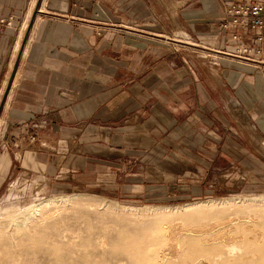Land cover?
Returning a JSON list of instances; mask_svg holds the SVG:
<instances>
[{
    "label": "crops",
    "instance_id": "obj_1",
    "mask_svg": "<svg viewBox=\"0 0 264 264\" xmlns=\"http://www.w3.org/2000/svg\"><path fill=\"white\" fill-rule=\"evenodd\" d=\"M33 2L0 0V137L36 130L30 170L96 178L141 138L174 140L184 162H264V66L199 56L232 50L223 0Z\"/></svg>",
    "mask_w": 264,
    "mask_h": 264
},
{
    "label": "rangeland",
    "instance_id": "obj_2",
    "mask_svg": "<svg viewBox=\"0 0 264 264\" xmlns=\"http://www.w3.org/2000/svg\"><path fill=\"white\" fill-rule=\"evenodd\" d=\"M42 3L43 0H34L32 8L35 7L36 10L38 6L42 9ZM200 50L205 52H200L199 56L203 57L208 53L215 56L213 52L202 48ZM3 97L4 91L0 96V106ZM167 141L172 142H166L171 144L170 147L156 145L150 148L148 141L143 138L138 142L134 140L128 147L114 153L119 166L110 165L109 168L113 167L115 170L106 169L104 174L96 178L89 176L75 179L71 172H60L49 177L41 174L37 168L30 170L32 165L22 162L18 155L23 146L27 151L34 148L30 145L47 148L39 142L36 130L29 134L28 144L26 142L23 145L0 137V210L10 207L24 208L36 200L75 192L139 207L181 205L225 197L247 199L264 196V162L256 159L244 164L184 162L183 153L179 152L183 151L182 147L174 140ZM165 150H168L169 155L162 157ZM103 154L105 158H110L112 153L106 149ZM250 207L238 204L226 216L241 209L246 212L257 209L263 216L254 215L253 221L252 218L235 220L232 216L233 222L240 221L244 229L247 224L257 227L264 225V205H257L255 209ZM59 211L48 221L37 223V234L24 247L19 244L27 231L12 232L10 226H6L4 232L13 247L4 252V264H144L152 256L156 258L153 264H223L222 260L225 258V255L219 256V253H211L209 250L199 251L195 247L196 241H188V248L181 252H167V255L171 254L170 263L163 261L161 255L166 238H171V232L175 229L178 238L183 237V234H192L191 229L194 228L200 229L202 226L201 229H207L209 222L205 218L213 213L212 210H206L210 213L203 212L201 215V218L204 217L200 221L203 225L184 226L187 232L183 231L181 220L171 217L121 216L109 213L100 206L79 208L74 205ZM246 230L253 232L254 228ZM260 233L264 235L263 232ZM261 234L258 236L263 239ZM150 242L155 244L153 248L149 245ZM148 245L151 249H148ZM232 247L227 246L224 250L230 251ZM231 255L236 260L241 258L238 264H264V248L253 237L243 243L238 242ZM253 256L257 259H251ZM245 258L250 262L247 263Z\"/></svg>",
    "mask_w": 264,
    "mask_h": 264
},
{
    "label": "bare ground",
    "instance_id": "obj_3",
    "mask_svg": "<svg viewBox=\"0 0 264 264\" xmlns=\"http://www.w3.org/2000/svg\"><path fill=\"white\" fill-rule=\"evenodd\" d=\"M238 204H242V205L246 204L247 206H251L250 207L251 209H255V206L257 205H264V196L258 198H254V197L247 198V199H233V198L225 197V198H216V199H208V200H197L194 202H189L181 205H159V206L139 207V206L125 205L116 201L102 199L100 197H92L89 194L81 193V192L78 193L75 192L72 194H67V193L59 194V195L57 194L56 196L50 198L36 200L35 202L26 205L24 208L18 209V207H10L7 209L0 210V264H4V252L10 247H13V244L9 242L6 233L4 232V228L6 226H10L12 232L13 230L16 232H21L22 230L27 231L26 232L27 234L22 238L19 244V246L24 247L37 234L36 227L38 222L48 221V219H50L52 215L57 213L60 209L74 205L75 207H79V208L81 207L95 208L96 206H100L106 209L107 211H109V213L112 212L121 216H126V215L137 216V217L163 216L168 218L171 217V219L177 218V220H181L183 222V228L184 226L190 224L203 225V223L200 221L202 219L204 220V217L202 216L203 218H201V215H203V212H206V210L208 211L212 210L211 211V213L213 212L212 214H209L210 212L207 211L209 215L207 216V218H205V220H208L209 222V225L207 224L208 226L206 227L207 229H201L202 226L200 229L194 228L191 229L192 234L190 235L187 234V236L183 234L184 236L179 238H178L179 235H177V232H175L176 229L174 232H171L173 233L172 237L166 238L165 246L164 248L161 249L162 250L161 255L163 256L162 257L163 261H166V263L167 262L170 263L171 260L169 256L171 254H175V252H181V250L188 248V241H196L197 245L195 247L199 249V251L201 250V252H206L209 250L211 253H219L218 254L219 256L225 255V258H223L222 260L223 264H238L241 258L236 260V258H233L234 256L232 257L231 255V252L233 253V251L235 250V245L238 246V242L243 243L253 237L256 243L259 244L262 248H264V240H263L264 235L260 233V232L264 233V225L262 224V226L257 227L253 224L248 225L245 222L247 224L246 229L250 227L254 228V231L250 232L249 230L247 231L246 229H244L241 226L242 224L239 223L243 219L246 220L252 218L254 215L263 216V214L260 211H257V209L247 212L241 209L233 215L230 214L231 216L230 215L226 216L228 211L232 207H236ZM214 210H216L215 213ZM232 216L235 217V220L237 219L240 221L239 222L235 221L234 223L233 222L234 219ZM225 222H227V224H225ZM224 225L227 226L224 228L223 227ZM175 227L177 228V226ZM185 229L186 228H184L183 231L187 232ZM232 229H234V231H232ZM258 234L263 235L262 236L263 239L259 238L260 236H258ZM149 245L151 246L152 243ZM149 245H148L149 247L148 249H151ZM154 245L155 244H153L151 247L153 248ZM227 246H233L230 249V251L228 250L229 252L227 250L226 251L224 250V248ZM167 252H170L171 254L167 255L166 254ZM254 256L251 257V259L255 260L256 257L254 258ZM245 260L247 263L250 262L248 258H245ZM154 261L156 262V258L152 256L150 259L149 258L146 259L144 261V264H153Z\"/></svg>",
    "mask_w": 264,
    "mask_h": 264
},
{
    "label": "built area",
    "instance_id": "obj_4",
    "mask_svg": "<svg viewBox=\"0 0 264 264\" xmlns=\"http://www.w3.org/2000/svg\"><path fill=\"white\" fill-rule=\"evenodd\" d=\"M219 29L227 35L226 42L232 50L206 51L264 66V0H223ZM201 58L207 59L210 67L219 66L212 53Z\"/></svg>",
    "mask_w": 264,
    "mask_h": 264
},
{
    "label": "water",
    "instance_id": "obj_5",
    "mask_svg": "<svg viewBox=\"0 0 264 264\" xmlns=\"http://www.w3.org/2000/svg\"><path fill=\"white\" fill-rule=\"evenodd\" d=\"M16 71H17V66L13 69L12 76H11V80H10V82H9V86H8V88H7L8 91H9V89H10V86H11V84H12V81H13V79H14V76H15ZM4 101H5V99L3 100V103H4Z\"/></svg>",
    "mask_w": 264,
    "mask_h": 264
}]
</instances>
